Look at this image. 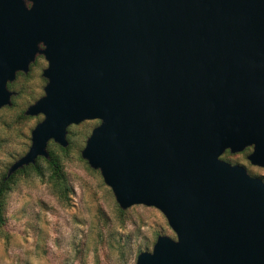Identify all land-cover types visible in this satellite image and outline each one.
Instances as JSON below:
<instances>
[{
	"label": "water",
	"instance_id": "1",
	"mask_svg": "<svg viewBox=\"0 0 264 264\" xmlns=\"http://www.w3.org/2000/svg\"><path fill=\"white\" fill-rule=\"evenodd\" d=\"M37 52L44 94L24 114L43 118L6 177L98 119L81 157L175 234L135 264H264V182L219 158L251 146L264 167V0H0V107Z\"/></svg>",
	"mask_w": 264,
	"mask_h": 264
},
{
	"label": "rangeland",
	"instance_id": "2",
	"mask_svg": "<svg viewBox=\"0 0 264 264\" xmlns=\"http://www.w3.org/2000/svg\"><path fill=\"white\" fill-rule=\"evenodd\" d=\"M45 67L43 55L37 52L28 70L17 72L6 83L11 94L9 104L0 107V177L28 150L30 131L43 118L40 113L25 115L24 110L44 94ZM98 123L92 119L68 125L64 147L51 139L46 142L45 149L62 163L65 195L60 197L48 180L41 158L37 163L42 175L32 170L15 175L4 196L0 264H135L138 253L150 252L158 235L175 239L155 207L119 208L99 170L81 157L85 139ZM250 151L247 146L240 152H222L219 158L241 165L248 175L264 182V167L246 158Z\"/></svg>",
	"mask_w": 264,
	"mask_h": 264
},
{
	"label": "trees",
	"instance_id": "3",
	"mask_svg": "<svg viewBox=\"0 0 264 264\" xmlns=\"http://www.w3.org/2000/svg\"><path fill=\"white\" fill-rule=\"evenodd\" d=\"M66 148L67 147H65V149ZM60 149H62V148H60ZM62 150H64V149H62ZM46 151H47V157L46 158L38 156V157H36V159L34 160V162L32 164H27V165H24V166L16 169L11 174H9V176H7V177H6V173L0 177V232H1L3 225H4V222H5L4 196L7 193V191L10 189V186L13 182L15 175L18 173H26L27 170H32L37 175H42V171L39 168V165L37 163V160L39 158L43 159V161L45 162L47 170H48L47 178L55 187L58 195L60 197L65 195L67 188H66V185L64 183L65 178H64L62 163H61L58 156L54 155L50 150L46 149ZM224 152H228V150L223 151V153Z\"/></svg>",
	"mask_w": 264,
	"mask_h": 264
},
{
	"label": "flooded vegetation",
	"instance_id": "4",
	"mask_svg": "<svg viewBox=\"0 0 264 264\" xmlns=\"http://www.w3.org/2000/svg\"><path fill=\"white\" fill-rule=\"evenodd\" d=\"M17 73V72H16Z\"/></svg>",
	"mask_w": 264,
	"mask_h": 264
}]
</instances>
